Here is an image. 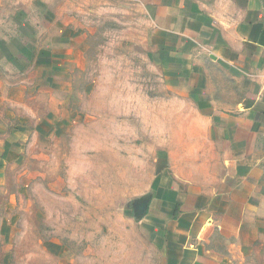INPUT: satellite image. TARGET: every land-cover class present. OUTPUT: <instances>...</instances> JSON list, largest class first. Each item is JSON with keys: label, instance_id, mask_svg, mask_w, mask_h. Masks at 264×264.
<instances>
[{"label": "crops", "instance_id": "0c3cea01", "mask_svg": "<svg viewBox=\"0 0 264 264\" xmlns=\"http://www.w3.org/2000/svg\"><path fill=\"white\" fill-rule=\"evenodd\" d=\"M146 4L157 73L203 129L176 165L162 127L137 233L152 264H264V0ZM71 17L50 0H0V199L30 183L29 156L88 117Z\"/></svg>", "mask_w": 264, "mask_h": 264}, {"label": "rangeland", "instance_id": "374dc122", "mask_svg": "<svg viewBox=\"0 0 264 264\" xmlns=\"http://www.w3.org/2000/svg\"><path fill=\"white\" fill-rule=\"evenodd\" d=\"M50 1L79 36L75 92L89 100L88 117L29 156L30 183L1 197L0 264H152L133 203L156 172L162 127L176 165L203 127L157 73L146 0Z\"/></svg>", "mask_w": 264, "mask_h": 264}, {"label": "water", "instance_id": "95a60500", "mask_svg": "<svg viewBox=\"0 0 264 264\" xmlns=\"http://www.w3.org/2000/svg\"><path fill=\"white\" fill-rule=\"evenodd\" d=\"M145 205H146L145 202L136 204V209L138 210L139 214L144 211ZM139 214L136 213L135 217L139 216Z\"/></svg>", "mask_w": 264, "mask_h": 264}]
</instances>
